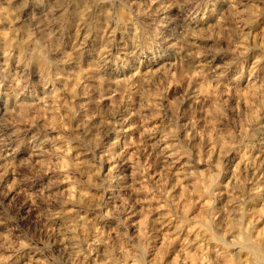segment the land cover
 Here are the masks:
<instances>
[{"label":"clouds","instance_id":"clouds-1","mask_svg":"<svg viewBox=\"0 0 264 264\" xmlns=\"http://www.w3.org/2000/svg\"><path fill=\"white\" fill-rule=\"evenodd\" d=\"M0 264H264V0H0Z\"/></svg>","mask_w":264,"mask_h":264}]
</instances>
